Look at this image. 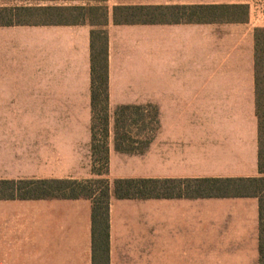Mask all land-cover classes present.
<instances>
[{
  "label": "crops",
  "instance_id": "obj_1",
  "mask_svg": "<svg viewBox=\"0 0 264 264\" xmlns=\"http://www.w3.org/2000/svg\"><path fill=\"white\" fill-rule=\"evenodd\" d=\"M103 4L110 112L150 105L159 121L146 149L130 153L115 149L110 119L105 177L264 175L255 72L264 0ZM211 4L247 5L248 17L198 18L195 7ZM252 4L263 7L259 18ZM116 7L147 14L116 20ZM94 28L87 20L0 22V179L99 176L90 145ZM91 206L87 197L0 198V264H92ZM109 264H260L258 198L111 196Z\"/></svg>",
  "mask_w": 264,
  "mask_h": 264
},
{
  "label": "trees",
  "instance_id": "obj_2",
  "mask_svg": "<svg viewBox=\"0 0 264 264\" xmlns=\"http://www.w3.org/2000/svg\"><path fill=\"white\" fill-rule=\"evenodd\" d=\"M103 2L104 0H96ZM180 11L190 7H173ZM194 9V8H193ZM203 21H240L248 17L244 4H211L195 7ZM13 9H0L9 13ZM32 10L76 12L75 23L88 21L91 30V162L98 177L85 179L27 178L0 179V198L91 199L92 264H109V203L116 198L244 197L259 201V256L264 264V175L234 178H116L105 177L109 163V122L113 118L114 147L118 151L141 153L158 127V111L150 105L121 104L109 108L107 7L101 5L20 7ZM147 14L146 7H116L114 15L125 20ZM64 21L48 22L59 23ZM4 24L14 22L6 21ZM20 23V22H18ZM30 23V22H21ZM256 109L259 122V169L264 174V28L255 29Z\"/></svg>",
  "mask_w": 264,
  "mask_h": 264
},
{
  "label": "rangeland",
  "instance_id": "obj_3",
  "mask_svg": "<svg viewBox=\"0 0 264 264\" xmlns=\"http://www.w3.org/2000/svg\"><path fill=\"white\" fill-rule=\"evenodd\" d=\"M6 3L5 5H1ZM94 5H101V1H92ZM99 3V4H98ZM89 0H0V9H13L11 15L9 13H0V22H73L76 20V12H56V11H44V10H32L28 13H24L19 10L20 7H44V6H76V5H88ZM260 4H252V15H256L260 9ZM263 9V7L261 8Z\"/></svg>",
  "mask_w": 264,
  "mask_h": 264
},
{
  "label": "built area",
  "instance_id": "obj_4",
  "mask_svg": "<svg viewBox=\"0 0 264 264\" xmlns=\"http://www.w3.org/2000/svg\"><path fill=\"white\" fill-rule=\"evenodd\" d=\"M261 8H262V7H259V8H258V9H260V10H259V12H260V13H258V14H256V15H254L256 18H259V16H258V15L263 13V9H261Z\"/></svg>",
  "mask_w": 264,
  "mask_h": 264
}]
</instances>
